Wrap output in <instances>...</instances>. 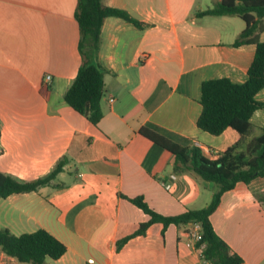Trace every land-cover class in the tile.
<instances>
[{"label": "crops", "instance_id": "crops-1", "mask_svg": "<svg viewBox=\"0 0 264 264\" xmlns=\"http://www.w3.org/2000/svg\"><path fill=\"white\" fill-rule=\"evenodd\" d=\"M76 2L0 0V171L29 181L65 160L52 183L0 197V228L14 235L39 228L52 233L67 250L47 264H211L202 247L187 244V228L175 224L153 223L145 234L116 244L149 218L126 197L141 195L163 215L209 203L217 185L175 171V155L140 128L197 145L210 159L241 141L231 128L203 131L197 119L203 81L247 79L255 45L233 44L244 21L197 15L214 0H103L143 27L104 19L98 53L106 69L103 117L94 125L64 100L81 63ZM255 99L264 102V86ZM250 123L246 140L264 128V107ZM210 221L245 264H264V177L223 192ZM0 264L30 263L0 250Z\"/></svg>", "mask_w": 264, "mask_h": 264}, {"label": "trees", "instance_id": "trees-1", "mask_svg": "<svg viewBox=\"0 0 264 264\" xmlns=\"http://www.w3.org/2000/svg\"><path fill=\"white\" fill-rule=\"evenodd\" d=\"M74 15L79 27L78 49L81 63L64 93V100L96 125L103 117L101 101L106 69L98 61L103 21L106 17L114 16L137 27H143V23L126 10L105 5L103 0H77ZM197 15L240 17L245 27L233 44L255 45L254 57L244 82L235 83L227 77H221L207 79L201 84L199 101L202 110L197 126L213 135H218L227 128L234 129L239 133L241 141L226 148L217 158L210 159L197 145L182 146L155 130L141 127L142 135L175 155V171H189L197 178L215 183L217 189L205 207L187 209L177 215L158 213L141 195L126 197L149 218L140 223L133 233L118 240L116 245L119 248L128 239L145 234L153 223H161L165 229L170 224L187 228L198 222L202 238L196 244L203 245L201 256L204 261L211 264H245L241 256L233 252L214 231L210 215L217 208L222 193L232 189L237 182L248 183L254 178L264 177V128L248 140L245 139L250 132L253 112L264 107V102L255 99L256 93L264 86V41L260 38L264 30V0H214L212 7L197 12ZM64 164L65 160H60L52 171L29 181L19 180L0 171V197L35 191L52 183ZM0 250L20 262L47 264V258H59L65 253L67 246L43 228L20 235L12 234L7 228H0Z\"/></svg>", "mask_w": 264, "mask_h": 264}, {"label": "built area", "instance_id": "built-area-1", "mask_svg": "<svg viewBox=\"0 0 264 264\" xmlns=\"http://www.w3.org/2000/svg\"><path fill=\"white\" fill-rule=\"evenodd\" d=\"M144 57V55H142ZM51 81V75L50 74H46L43 78V83L44 84H48ZM113 98H110V101H112ZM172 178H174V176H172ZM170 184H165L166 188H170ZM187 232L189 234V241H188V245H191L192 242H198L201 238H202V231H201V225L200 223L196 222L194 224H191L189 227H187ZM200 247H203V245H201Z\"/></svg>", "mask_w": 264, "mask_h": 264}]
</instances>
